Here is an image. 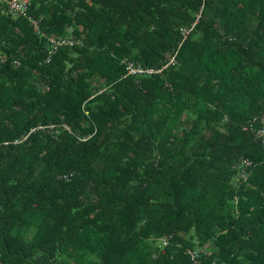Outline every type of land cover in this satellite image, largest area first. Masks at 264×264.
<instances>
[{
	"label": "trees",
	"instance_id": "obj_1",
	"mask_svg": "<svg viewBox=\"0 0 264 264\" xmlns=\"http://www.w3.org/2000/svg\"><path fill=\"white\" fill-rule=\"evenodd\" d=\"M28 1L0 4V264H264V0ZM30 19L82 45L46 63Z\"/></svg>",
	"mask_w": 264,
	"mask_h": 264
},
{
	"label": "built area",
	"instance_id": "obj_2",
	"mask_svg": "<svg viewBox=\"0 0 264 264\" xmlns=\"http://www.w3.org/2000/svg\"><path fill=\"white\" fill-rule=\"evenodd\" d=\"M0 4H4V7H6L7 10H9L11 12L23 13V11L29 5V1L28 0H0ZM30 23L32 24L33 31L36 34H38L42 37H45L46 57L44 59V62H48L49 59L60 48H64V47L70 48V47L82 45V42L75 37L72 28H68L66 30V34L64 37L57 38L54 36H44V34L40 33L39 22L37 20L30 19ZM194 23L191 25V27L189 29L182 30L183 37H185L187 32L193 28ZM174 62H175L174 56H171L169 58L168 63L165 66H163L161 69H153V68H144L142 65L137 64L133 61L125 60L123 62L125 72H124L122 77L123 78H125V77L137 78V77L149 76L150 74H153V73H160L163 68H165L167 65L174 64ZM13 64L15 66H18L19 65L18 60L13 61ZM86 115H87V113H86ZM254 121H255V119H253V122ZM261 123H262V126H260V127L255 128V126L253 124H249L248 126H243L242 130H244V131L250 130L254 136L262 139V142H264V119L262 120ZM56 125L62 127L64 130H67V132L71 134L70 128L64 123L50 124V125H47L46 127L36 126L35 128L31 129L30 132L32 133L35 130H45L46 128L48 130L52 131ZM25 138L26 137H24L18 141L16 140L15 143L16 142H22ZM77 139L80 141H84L87 138L86 137H79ZM5 144H6V142H5ZM251 166H252V161L249 160L248 158L239 159L237 165L234 166L236 180L246 181V179L248 178L249 169L251 168ZM161 242L163 245L166 244L165 240H162ZM199 253H200V250L198 248L189 249V250L187 249V254L189 255V258L192 262L191 264H200V262L198 261Z\"/></svg>",
	"mask_w": 264,
	"mask_h": 264
},
{
	"label": "rangeland",
	"instance_id": "obj_3",
	"mask_svg": "<svg viewBox=\"0 0 264 264\" xmlns=\"http://www.w3.org/2000/svg\"><path fill=\"white\" fill-rule=\"evenodd\" d=\"M152 242H154V241H152ZM159 242L161 243V241H160V240H158V241H157V244H158ZM201 250H202V248H201ZM201 253H202V252H201Z\"/></svg>",
	"mask_w": 264,
	"mask_h": 264
},
{
	"label": "bare ground",
	"instance_id": "obj_4",
	"mask_svg": "<svg viewBox=\"0 0 264 264\" xmlns=\"http://www.w3.org/2000/svg\"><path fill=\"white\" fill-rule=\"evenodd\" d=\"M43 29V28H42ZM47 63V62H46Z\"/></svg>",
	"mask_w": 264,
	"mask_h": 264
}]
</instances>
